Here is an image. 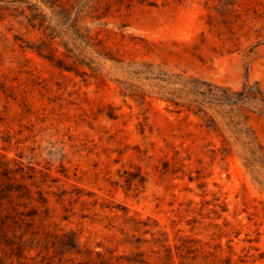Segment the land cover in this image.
I'll use <instances>...</instances> for the list:
<instances>
[{"label": "rangeland", "instance_id": "1", "mask_svg": "<svg viewBox=\"0 0 264 264\" xmlns=\"http://www.w3.org/2000/svg\"><path fill=\"white\" fill-rule=\"evenodd\" d=\"M151 1L84 21L92 47L65 25L30 24L38 0L0 7V264L98 252L160 264L154 236L167 235L176 264H264V185L219 131L159 97L166 82L139 74L264 86V0ZM136 88L144 99L124 95ZM251 123L264 141V119ZM181 235L217 260L179 255ZM19 236L33 248L19 254Z\"/></svg>", "mask_w": 264, "mask_h": 264}, {"label": "trees", "instance_id": "2", "mask_svg": "<svg viewBox=\"0 0 264 264\" xmlns=\"http://www.w3.org/2000/svg\"><path fill=\"white\" fill-rule=\"evenodd\" d=\"M26 0H0L1 8L9 9L10 4L25 2ZM134 0H38L41 5L35 3L30 12L26 9L23 15L32 25H47L51 22L56 25H65L68 36L77 42L85 43L92 47L93 35L91 32H85L84 21L91 18L93 21H100L102 18L111 15L114 11H121L124 6L130 7ZM139 2H152L151 0H138ZM43 5L46 8L43 7ZM17 10V8H15ZM22 12V11H19ZM101 23H107L101 22ZM95 50V49H94ZM89 52V51H87ZM98 54L108 58L106 53L96 50ZM118 60V59H117ZM140 69L139 74H156L155 78L166 82L160 85V98L166 100L170 105H174L177 111L188 110L198 115L206 125L220 132L222 137L223 150L227 155L237 154L243 160L244 164L249 167L255 174L258 181L264 185V141L261 139L259 132L251 123V119L256 116L264 119V86L260 80L251 81L246 78L242 86L234 87L230 84L214 82L204 79L200 76L179 72L175 74L155 73ZM134 86V84H131ZM132 90V89H130ZM134 90H138L135 92ZM125 96H134L138 100L144 99L143 92L139 89L125 91ZM18 224L24 223V218L19 216L15 220ZM148 225L149 223L143 222ZM146 232L156 231L153 228H147ZM198 240L181 235L180 242L175 243L178 254L186 257L195 253L193 258L200 254L205 256H215L217 260L218 253L204 245H198ZM154 243L159 249H153L154 253L165 252L164 258L160 264H176L173 245L169 243L168 235L154 236ZM15 250L22 254L33 248L29 245L27 239L19 236L15 242ZM15 246V245H14ZM79 242L76 235H71L66 243L69 250H78ZM143 243L140 241L137 245V254L144 255L146 249L142 248ZM100 259H93L91 256L85 264H123V256H109L97 253ZM23 256V255H19ZM161 257V256H160ZM129 261L146 262L145 259H135L126 257ZM221 260V259H220ZM233 264L232 261H229Z\"/></svg>", "mask_w": 264, "mask_h": 264}]
</instances>
